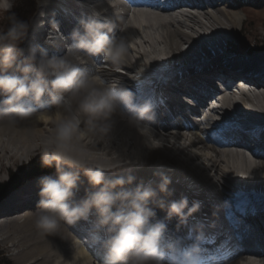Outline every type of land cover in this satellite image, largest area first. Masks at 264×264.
<instances>
[{
	"label": "clouds",
	"instance_id": "1",
	"mask_svg": "<svg viewBox=\"0 0 264 264\" xmlns=\"http://www.w3.org/2000/svg\"><path fill=\"white\" fill-rule=\"evenodd\" d=\"M16 3L0 0V13L8 22L0 28V96L4 97L0 125L16 127L34 114L52 124L35 153L42 167L56 171L55 177L39 178L40 199L33 213L36 229L42 235H60L63 225L91 221L89 233L104 250L103 264H166V254H170L167 264H198L197 243L180 249L174 241H165L164 234L166 221L175 217L183 222L199 210L200 203L190 205L186 196L166 199L173 195L166 171L153 172L155 183L138 179L133 171L122 174L125 169L145 167L151 153L162 146L152 135L153 106L148 101L137 103L118 78L87 67L98 56L117 70L129 62L132 38L126 34L130 21L123 8L127 0H104L100 7L84 4L89 16H82L69 34L59 33L58 41L46 36V44L65 47L62 55L35 42V30L44 21L32 24L18 19L10 12ZM37 3L38 16L43 17L45 4ZM25 43L22 51L27 54L19 60L17 46ZM45 104L49 107H42ZM119 124L143 137L142 149L123 153L116 147ZM97 152L107 160L93 155ZM81 175L94 190L77 201ZM158 210L164 213L162 218Z\"/></svg>",
	"mask_w": 264,
	"mask_h": 264
},
{
	"label": "bare ground",
	"instance_id": "2",
	"mask_svg": "<svg viewBox=\"0 0 264 264\" xmlns=\"http://www.w3.org/2000/svg\"><path fill=\"white\" fill-rule=\"evenodd\" d=\"M65 1L71 7L85 13L87 10L83 7L84 4L91 3L98 7L101 6L95 0ZM228 1L227 5L220 6L217 3L204 5L203 0H195L192 2V11H185L179 7L177 8L179 11L172 12L161 13L145 10L133 13L129 9L124 12L125 17L130 21V27L126 34L132 38L129 62L117 70L102 62L99 57L100 62L87 67L91 71L99 70L110 77L118 78L128 88H131L139 80L143 84L154 87L158 86L161 81L163 84H170L180 75L189 77L207 92L212 93L214 90H212L211 82L201 77L202 74L211 73L219 74L226 80H231L232 74L239 73L247 79L251 78L264 84L260 79L248 75L247 72L250 70L243 68L249 63L257 65L258 67L255 66L254 69L263 73L264 49L250 54L249 62L245 57L244 59L241 57L232 58L227 53L224 55L219 53L208 64H199L196 61L201 60L212 49L222 51L223 45L232 36L241 40L236 28V21H240V18L232 9H245L248 3L255 5L261 3V0ZM53 2L59 5L58 0H41V3L45 4L43 9L47 11L46 4L51 5ZM40 9L41 5H38V10ZM38 20L39 18H32L30 23L35 24ZM71 23L78 22L72 20ZM31 31L33 29H30L29 32ZM253 45L244 50L260 46V44ZM25 48L26 43L17 46L19 60L26 56V51H22ZM12 71L13 69L8 70L9 73ZM180 83L176 82L174 86L178 87ZM215 96L222 106L208 108L212 113H203L199 121L201 119L207 125L214 126L222 113L219 110H225L226 115L257 113L253 117L256 118L259 125L258 129L264 128V92L254 91L249 94L238 92L230 99L228 92L222 90ZM42 107L48 108L49 105L45 104ZM188 109L193 110L192 106H189ZM199 121H190L191 123L188 121L187 125L183 127H161L160 130L152 132L153 137L162 142V146L151 153V158L145 167L125 169L122 170V174L133 171L138 179L146 177L145 181L149 179L155 183L157 177L153 176V172L166 171L172 178L170 188L173 190V195L166 199H179L186 196L190 205L193 202H204L205 197L209 196L212 188L215 187H220L222 191L229 193L239 189H246L249 192L251 190L264 192V161L261 159V155L257 154V158L254 159H246L244 150L235 147L234 144H229L227 140L209 143L205 134H199ZM51 128L52 124L49 120H39L36 114L16 127L0 125V168L4 163H13L19 158H27L37 153L42 139L48 135ZM214 131V128H209L210 133ZM115 137L116 147L123 153L143 148V137L134 129L126 128L123 124L117 126ZM261 139H264V134ZM243 140L245 139L243 138ZM93 155L99 157L102 162L107 160L102 152L93 153ZM161 165L166 167L162 169ZM3 169L6 172L10 170L6 166ZM106 175H111V173H106ZM39 187V178L29 179L0 204V213H3L0 216H4L0 217V240L10 238L13 250L16 249L13 252L21 253L22 264H88L91 253L89 250L88 253L86 249L89 247L81 245L82 247L77 248L74 243L78 241L75 239L73 231L75 224L63 225L60 235H42L36 229L33 215L36 209L30 207L35 205L40 198ZM195 187H199L198 192ZM93 190L87 178L81 175L74 199L79 201L85 196L86 191ZM215 196V205L218 204L220 197H225V195L220 196V193ZM226 197L229 196L226 194ZM259 203L263 206L264 201L263 204L261 202L257 204ZM25 204L27 206L20 209L21 211H16L17 208ZM262 211L258 208L256 213L261 216ZM209 215V210L200 209L183 222L175 217L173 219L180 227H199L210 232L211 228L218 229L219 226L216 224L212 227L203 224L200 220V222L193 221L194 216L203 218ZM225 225L223 223L220 227ZM79 229V231L83 230V228ZM98 247L101 248L99 243ZM210 264H264V259L251 262L249 257L241 255L232 260L214 261Z\"/></svg>",
	"mask_w": 264,
	"mask_h": 264
},
{
	"label": "rangeland",
	"instance_id": "3",
	"mask_svg": "<svg viewBox=\"0 0 264 264\" xmlns=\"http://www.w3.org/2000/svg\"><path fill=\"white\" fill-rule=\"evenodd\" d=\"M35 1H36V4L34 5V7L36 9L37 0ZM30 2L31 0H17V3L10 10V12L15 13L18 19L29 22L32 17V14H31L32 8L30 6ZM220 6H223V4H220ZM249 6L251 7L248 8ZM232 11L235 12L238 18H240V21H236V28L238 29V35L241 36V40L239 41V39L232 36L229 41L225 42L223 47L224 48L228 47L227 49L233 52V54L236 53L237 55H245L246 51L244 49H247V47L254 46L253 44H257V45L264 44V0H261V3L258 5L248 3L247 8L245 9L235 8V9H232ZM7 23L8 22L3 18V14L0 13V28L7 26ZM238 41L239 43H237ZM236 43H237V46H236ZM210 52H207V53H210ZM33 161L41 162L40 156L38 154H33L27 158L26 157L22 159L19 158L16 162H13V163H4L3 166L0 168V178L7 177V179L2 180V181H5L10 178L12 172L22 174L24 170L28 169V167ZM5 166L9 167L10 170H7L6 172L5 169H3L5 168ZM53 170H55L54 167L41 171V173L52 172ZM146 181H149V179ZM0 217H4V216H0ZM9 239L10 238L8 237L7 239L0 240V257H5L9 261V264H22L21 257H20L21 253L13 252V251H16V249L13 250L14 247L11 246ZM74 243L77 248L80 247L78 243L76 242ZM93 263L95 264V262H93L92 257L90 256L88 264H93Z\"/></svg>",
	"mask_w": 264,
	"mask_h": 264
},
{
	"label": "trees",
	"instance_id": "4",
	"mask_svg": "<svg viewBox=\"0 0 264 264\" xmlns=\"http://www.w3.org/2000/svg\"><path fill=\"white\" fill-rule=\"evenodd\" d=\"M46 167L41 166V162L33 161L28 169L24 170L22 174L10 172L11 176L8 180L0 181V199H2L6 194L9 193L13 188L20 185L26 177L37 174V172L44 171ZM0 264H9V261L5 257H0Z\"/></svg>",
	"mask_w": 264,
	"mask_h": 264
},
{
	"label": "water",
	"instance_id": "5",
	"mask_svg": "<svg viewBox=\"0 0 264 264\" xmlns=\"http://www.w3.org/2000/svg\"><path fill=\"white\" fill-rule=\"evenodd\" d=\"M39 173H41V172H37V174H39Z\"/></svg>",
	"mask_w": 264,
	"mask_h": 264
},
{
	"label": "snow or ice",
	"instance_id": "6",
	"mask_svg": "<svg viewBox=\"0 0 264 264\" xmlns=\"http://www.w3.org/2000/svg\"><path fill=\"white\" fill-rule=\"evenodd\" d=\"M241 175H243V173H241Z\"/></svg>",
	"mask_w": 264,
	"mask_h": 264
}]
</instances>
